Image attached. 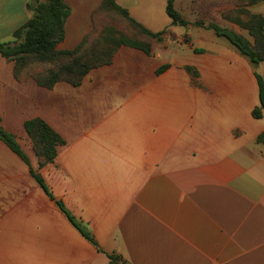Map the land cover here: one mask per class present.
Wrapping results in <instances>:
<instances>
[{
	"label": "crops",
	"instance_id": "0c3cea01",
	"mask_svg": "<svg viewBox=\"0 0 264 264\" xmlns=\"http://www.w3.org/2000/svg\"><path fill=\"white\" fill-rule=\"evenodd\" d=\"M33 1L0 0V43L32 17ZM63 2L70 15L58 45L72 48L103 0ZM114 2L162 40L150 55L121 47L110 66L86 77L77 100L17 82L14 63L0 56V126L22 137L23 123L41 118L65 141L38 172L18 139L28 164L0 141V171L29 176L0 179V264H264V111L251 114L264 62L252 66L209 28L253 43L237 11L264 17V0H174L186 26L171 23L167 0ZM183 45L195 59L180 57ZM74 104L84 108L77 123Z\"/></svg>",
	"mask_w": 264,
	"mask_h": 264
},
{
	"label": "trees",
	"instance_id": "16d2710c",
	"mask_svg": "<svg viewBox=\"0 0 264 264\" xmlns=\"http://www.w3.org/2000/svg\"><path fill=\"white\" fill-rule=\"evenodd\" d=\"M237 6H249L262 0H232ZM174 0H167L166 14L173 25L186 26L188 23L174 9ZM32 11V17L21 27L13 32V41L0 43V56L14 63V78L23 82L27 78L33 79L39 86L51 89L59 81L78 86L90 70L112 62L114 55L121 47H129L140 50L147 55L152 52L151 40H160L163 32L152 33L139 23L134 21L128 12L119 7L114 0H103L100 7L93 12L92 21L94 26L100 24L103 12H111L118 15L134 31V35H128L116 30L114 27H105L99 31L93 39L85 38L73 50L58 51L57 45L65 37V22L70 15V8L63 0H34L28 4ZM241 19L238 25L247 30L253 43H250L241 35L222 29L215 25L209 28L214 30L217 36L223 37L238 51L240 55L247 58L252 66L264 62V17L249 15L243 9L237 11ZM98 18V20H97ZM136 36L145 37L146 40L138 39ZM49 64L45 75L40 76L37 72H31L33 64ZM167 66L158 69L157 74L163 72ZM191 71L190 67L186 68ZM257 86L259 106L255 107L251 114L254 119H260L264 111V82L260 75L254 73ZM24 133L33 143V148L39 159V164L52 163L58 153V148L65 145L64 139L48 123L41 118H33L23 123ZM0 141H2L14 154L28 164V159L14 135L8 133L0 126ZM258 141L264 142L261 135ZM32 178L44 190L48 197L53 199L46 187L44 180L31 171ZM60 211L72 223V225L93 245H96L85 228L77 222L66 210L61 202H57ZM112 262L116 261L112 256Z\"/></svg>",
	"mask_w": 264,
	"mask_h": 264
},
{
	"label": "rangeland",
	"instance_id": "374dc122",
	"mask_svg": "<svg viewBox=\"0 0 264 264\" xmlns=\"http://www.w3.org/2000/svg\"><path fill=\"white\" fill-rule=\"evenodd\" d=\"M41 2H44V0H42ZM93 14V13H92ZM92 14L90 16V26L88 28V31L85 33V35L83 36V38L81 39L84 40L85 38H88L89 40L93 39V37L99 32L101 31L102 29H104L105 27H114L116 30L122 32V33H125V34H128V35H134V31L131 29V27L124 21L122 20L118 15L116 14H113L111 12H103V18H102V22H100V24L97 22L96 26H94L93 24V21H92ZM98 20V18H97ZM138 39H141V40H146L145 37H142V36H136ZM14 39V38H13ZM162 40V37L160 40H151L150 41V44H151V49H158L157 47H159L158 45V42ZM77 43L75 46H73L72 48H64L63 45H57L56 49L58 51H64V50H73L75 49L80 43ZM178 47V46H177ZM183 48H184V52L182 53V55H180V57H184L185 59H188V60H193L195 59V57L193 56V51L191 50H188L184 45H183ZM188 51H187V50ZM176 50H178V48H174L172 50V53H174ZM117 53V52H116ZM115 56V55H114ZM113 60H114V57H113ZM112 60V62H113ZM112 62L108 65H102V66H99L97 68H94L92 70L89 71V73L82 79V82L78 85V86H73L67 82H64V81H59L57 83H55V85L51 88V89H46L42 86H39L33 79L31 78H27L25 81L23 82H19L17 81L15 78V80L19 83H24L26 81H31L33 82L36 86H38L40 88V90H42V92H46V91H52L54 90V88L57 89V91L61 94V95H65V97H69L71 100H77L79 97H80V87L83 85L84 81L86 80V77L91 73L93 72L94 70L96 69H99V68H102V67H108L112 64ZM51 68V65L49 64H46V63H43V64H33V66H31V72H37L39 73L40 76H43L45 75L46 71L48 69ZM258 75H263V71L260 67H257V72H256ZM14 76V75H13ZM94 86L92 84H90L84 91V95H86L88 98H91L94 96ZM83 107L79 106L78 104H74L70 107V110H71V114H72V121H75L77 123L78 121V116L81 115V112L83 111ZM59 125H61V123L59 122L58 123ZM75 129V127H69V128H64V130H66V132H73V130ZM25 134V133H24ZM15 136V135H14ZM16 139H18L19 143H20V146L23 148V149H28L32 155L34 156L35 158V165H34V169L36 172H38L40 169L44 168L46 166V164H43V165H40L39 164V159L37 158L36 156V153L34 151V148H33V143L32 141L30 140V138L25 134L23 135L22 137H19V136H15ZM5 178H19V179H27L29 178L28 176V173L26 171L25 168H23V172L21 171H7V170H2L0 171V179H5ZM26 185V184H25ZM7 192L10 191V193L15 189V187H7ZM19 189V187H18ZM2 190H5V188H2ZM15 193V192H13Z\"/></svg>",
	"mask_w": 264,
	"mask_h": 264
}]
</instances>
